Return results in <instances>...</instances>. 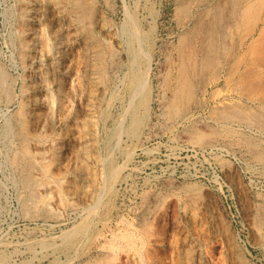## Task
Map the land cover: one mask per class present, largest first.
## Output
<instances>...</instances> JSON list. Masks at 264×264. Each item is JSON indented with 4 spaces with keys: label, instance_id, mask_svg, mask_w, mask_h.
Segmentation results:
<instances>
[{
    "label": "rangeland",
    "instance_id": "1",
    "mask_svg": "<svg viewBox=\"0 0 264 264\" xmlns=\"http://www.w3.org/2000/svg\"><path fill=\"white\" fill-rule=\"evenodd\" d=\"M261 30L264 0H0L17 94L0 99V264H108L128 230L145 264H264V107L243 105L264 94Z\"/></svg>",
    "mask_w": 264,
    "mask_h": 264
},
{
    "label": "bare ground",
    "instance_id": "2",
    "mask_svg": "<svg viewBox=\"0 0 264 264\" xmlns=\"http://www.w3.org/2000/svg\"><path fill=\"white\" fill-rule=\"evenodd\" d=\"M77 2V1H76ZM72 3V2H71ZM84 4V3H83ZM82 5V4H81ZM236 10V9H235ZM235 13V12H234ZM237 15V14H236ZM236 18V17H235ZM235 18H233V19H235ZM241 19V18H240ZM238 22H239V24H238ZM238 22H236L237 23V25H239L240 26V21L238 20ZM235 24V23H234ZM234 24H233V26H234ZM236 25V26H237ZM242 25V24H241ZM240 28V27H239ZM237 28H235V30H236ZM249 29V28H248ZM251 29V28H250ZM240 29H238V31H239ZM247 30V29H246ZM253 30V29H252ZM262 31V30H261ZM264 31V30H263ZM262 31V32H263ZM248 32V31H247ZM246 32V33H247ZM254 32V31H253ZM236 33V32H235ZM252 33V32H251ZM244 34V33H243ZM242 34V35H243ZM249 35V34H248ZM234 36V35H233ZM233 36H232V38H233ZM238 36V35H237ZM236 36V37H237ZM246 36V35H245ZM239 37V36H238ZM241 37V36H240ZM243 38V37H242ZM238 39V38H237ZM237 39H235L234 41H235V43H234V53L233 54H235V53H237L238 52V50H239V47L241 46V43H243L244 41H242L241 43H239L238 42V40ZM244 39H245V37H244ZM253 40V39H252ZM250 42H252V41H250ZM249 42V43H250ZM255 43H257V44H255ZM254 44H253V46L255 47H257V48H255V51H253L254 52V54H253V52H252V57L250 56V59H249V61H247L248 63V65H250L249 67H248V65L246 66V67H248V69H252L253 71H255V72H253L254 74H256V72H257V75L259 76V78H258V80H256V83L254 84V87H253V83L251 82V84H252V86H251V84H250V86L251 87H253L252 89H256V90H258L259 92H260V90L261 89H263L264 88V33L263 34H261V36H260V38H258V40L255 42ZM244 44V43H243ZM243 46V45H242ZM247 46H249V45H247ZM249 48V47H248ZM247 48V49H248ZM246 50V49H245ZM258 50V51H257ZM244 51V50H243ZM246 52H247V50H246ZM257 52V53H256ZM256 53V54H255ZM239 55V54H238ZM251 55V54H250ZM244 58V57H243ZM234 60H236V59H234ZM244 60V59H243ZM242 60V61H243ZM237 62H235V64H236ZM239 63V62H238ZM240 64V63H239ZM237 65V64H236ZM233 66H235V65H233ZM239 66V65H238ZM235 69V68H234ZM238 69V68H237ZM246 69V68H245ZM244 69V70H245ZM248 69H246L247 71H249V73H251L252 72V70H248ZM243 70V71H244ZM245 70V71H246ZM6 70H4V67H3V65L1 64V62H0V99H4V97L9 101H12L13 99H12V96H13V88H12V86L13 85H11V83L10 84H8L9 83V81L10 80H8V78L10 79V77H8V75L6 74V72H5ZM239 71V70H238ZM244 71V72H245ZM251 71V72H250ZM242 73V72H241ZM248 73V72H247ZM239 75H241V74H239ZM238 75V76H239ZM247 75H249V74H247ZM246 76V75H245ZM252 76V75H251ZM257 76V77H258ZM248 77V76H247ZM252 77H254V76H252ZM256 77V76H255ZM244 78V77H243ZM251 78V77H250ZM257 79V78H256ZM245 80V79H244ZM249 80V79H248ZM233 81V80H232ZM253 81V80H252ZM218 82V81H217ZM236 82V81H235ZM244 82V81H243ZM246 82H247V80H246ZM230 83V82H229ZM241 82H239V84H240ZM247 83V84H248ZM248 84V85H249ZM10 85V86H9ZM234 85V84H233ZM238 85V84H237ZM243 85V84H242ZM248 85H247V87H248ZM241 86V85H240ZM239 86V87H240ZM245 87H246V85H244ZM244 86L243 87H241L240 89H242L243 91L245 90L244 89ZM238 87V88H239ZM251 87H249L248 89H246V91L247 90H249L250 91V88ZM236 88V87H235ZM234 90V89H233ZM256 90H255V92H256ZM242 91V92H243ZM249 91H247V92H249ZM252 91V90H251ZM250 91V92H251ZM234 92H235V90H234ZM238 92V91H237ZM246 92V93H247ZM247 93V95H252L251 93H254V95H255V92H251V93ZM264 93V90H262L261 91V93ZM238 93H240V92H238ZM245 93V92H244ZM245 93V94H246ZM237 94V93H236ZM244 94V95H245ZM260 94V93H259ZM258 94V95H259ZM239 95H242L241 97H243V93H240ZM257 94H256V98H257V96H258ZM261 95V97H259L258 99H252V101H251V103L249 102V103H244L243 105H245V107H249V108H258V109H260V107H264V97L262 96V95H264V94H260ZM248 96V97H249ZM17 98V94L16 95H14L13 96V98ZM246 97V96H245ZM252 97H254V96H252ZM12 99V100H11ZM5 100V99H4ZM234 100V99H233ZM238 101V100H237ZM5 102V101H4ZM239 102V101H238ZM8 103V102H7ZM225 103V102H224ZM6 104V103H5ZM242 105V104H241ZM258 105V107H256ZM234 106V105H233ZM232 106V107H233ZM235 107V106H234ZM237 107V106H236ZM241 109V108H240ZM244 109V108H243ZM2 110V109H1ZM253 110V109H252ZM264 110V109H263ZM260 111V110H259ZM20 112H21V110H20ZM19 112V113H20ZM23 112V111H22ZM18 113V112H17ZM16 115V114H15ZM17 115H19V114H17ZM22 115V114H21ZM20 115V116H21ZM23 116V115H22ZM16 119V118H15ZM19 120V119H18ZM26 121V120H25ZM19 122V121H18ZM9 123V122H8ZM9 125V124H8ZM6 128V127H5ZM8 131V130H7ZM23 131V130H22ZM5 132H6V130H5ZM4 132V133H5ZM7 134V133H6ZM20 153V152H19ZM28 155V154H27ZM19 156V155H18ZM23 156H25V153H24V155ZM17 157V156H16ZM29 157V156H28ZM27 159V158H26ZM30 160V159H29ZM19 161H21V159L19 160ZM18 161V162H19ZM26 164V163H25ZM24 164V165H25ZM32 165V164H31ZM27 169H28V167H26ZM31 169V168H30ZM34 169V168H33ZM24 170V169H23ZM29 170V169H28ZM22 179H23V177H22ZM32 177L30 178L29 176H25L24 177V179H23V184H25L26 186H29V185H31V182H33L32 180ZM29 188H31V187H29ZM26 189V188H25ZM28 189V188H27ZM36 198V197H35ZM33 202V201H32ZM34 204V203H33ZM27 205V204H26ZM33 207V206H32ZM34 208V207H33ZM32 208V209H33ZM124 230V229H123ZM157 230V229H156ZM153 231H154V229H153ZM128 232H129V230H128ZM121 232L120 233V235H116V236H114V238L110 241V243H109V246H108V248H109V253H111V255H109V259L107 258V260H108V264H119V263H121V262H123V261H120V256H121V252H123L124 254L126 253L128 256H129V258L125 261L126 262V264H145V260H144V257H143V251H144V249H145V247H146V242H145V239H143L141 236H136V237H133V234L131 235L130 233H132V232ZM156 231H154L153 233H151V235H154V233H155ZM134 233V232H133ZM156 234V233H155ZM157 234L159 235V232H157ZM136 235H137V233H136ZM162 245V244H161ZM189 249V248H188ZM185 251H187V252H183L184 254L182 255V257L180 258L181 260H179V262H178V264H192V260L193 259H191V254H190V252H188V251H190V249L189 250H185ZM192 251V250H191ZM192 258H194V257H192ZM153 264H156V261H153L152 262ZM194 264V263H193Z\"/></svg>",
    "mask_w": 264,
    "mask_h": 264
}]
</instances>
